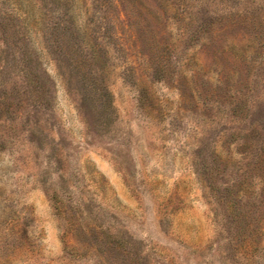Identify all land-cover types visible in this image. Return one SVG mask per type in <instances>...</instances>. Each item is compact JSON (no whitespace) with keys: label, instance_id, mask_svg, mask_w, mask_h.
I'll list each match as a JSON object with an SVG mask.
<instances>
[{"label":"rangeland","instance_id":"rangeland-1","mask_svg":"<svg viewBox=\"0 0 264 264\" xmlns=\"http://www.w3.org/2000/svg\"><path fill=\"white\" fill-rule=\"evenodd\" d=\"M0 264H264V0H0Z\"/></svg>","mask_w":264,"mask_h":264}]
</instances>
